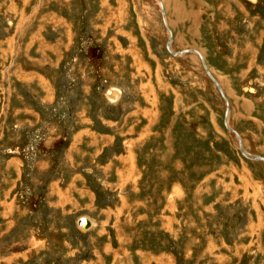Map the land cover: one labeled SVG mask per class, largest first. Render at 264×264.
<instances>
[{
  "label": "rangeland",
  "instance_id": "1",
  "mask_svg": "<svg viewBox=\"0 0 264 264\" xmlns=\"http://www.w3.org/2000/svg\"><path fill=\"white\" fill-rule=\"evenodd\" d=\"M162 2L0 0V264H264V162L164 25L264 157V0Z\"/></svg>",
  "mask_w": 264,
  "mask_h": 264
},
{
  "label": "water",
  "instance_id": "2",
  "mask_svg": "<svg viewBox=\"0 0 264 264\" xmlns=\"http://www.w3.org/2000/svg\"><path fill=\"white\" fill-rule=\"evenodd\" d=\"M159 2H160V0H159ZM161 14H162L161 16L164 19L163 12H161ZM164 25H165V27L167 28V30L169 32V39L166 42V47H167V50L170 52V54L176 56V55L182 54V53H184L186 51H189V52H193V53L197 54L200 57V60L202 62V66H203L205 72L208 74L209 78L215 83L216 87L218 88V92L220 93L221 97L225 101V111H224V119H223L224 120V124H225V127L229 131H231V132H233V133H235L237 135V138L239 139V151H240V153L243 156H245V157H247L249 159L256 160V161H263L264 162V157L262 155L254 154V153H251V152L245 150V148H243V146H241L239 134H237V132H236V130H234V128H231V127H228L227 126L226 119H227V113L229 111V104H228L227 98H226V96H225V94H224L223 89L221 88V86L216 82L215 78L213 77V75L208 70V68H207V66L205 64V61H204L203 57L200 55L199 51L197 49H194V48L173 51L170 48V44H171V41H172V33H171V30H169V28L167 27L165 21H164ZM77 224L81 228H83V227L84 228H87L91 224V221L87 217H80L77 220Z\"/></svg>",
  "mask_w": 264,
  "mask_h": 264
},
{
  "label": "bare ground",
  "instance_id": "3",
  "mask_svg": "<svg viewBox=\"0 0 264 264\" xmlns=\"http://www.w3.org/2000/svg\"><path fill=\"white\" fill-rule=\"evenodd\" d=\"M159 1V0H158ZM160 3H161V5H162V8H163V2H162V0H160ZM163 14H164V16H165V10H164V8H163ZM165 21H166V16H165ZM167 27L169 28V30H171V33H172V29L167 25ZM170 48H171V46H170ZM174 51V50H173ZM199 51V50H198ZM199 53H200V55L203 57V59H204V61H205V64H206V66H207V68H208V70L210 71V73L213 75V73L211 72V70H210V68H209V66H208V64H207V61H206V59H205V57H204V55L202 54V52L201 51H199ZM213 77L215 78V80H216V82L221 86V88L223 89V87H222V85H221V83L219 82V80L213 75ZM224 91V90H223ZM225 94V96H226V93H224ZM115 95H117L116 93H115ZM109 96L110 97H112V98H115V97H113L112 96V94H109ZM226 98H227V96H226ZM227 100H228V104H229V99L227 98ZM229 109H230V104H229ZM229 112L230 111H228V113H227V120H226V122H227V125L229 124L228 123V116H229ZM228 127H231V126H229L228 125ZM232 128V127H231ZM235 130V129H234ZM237 132V131H236ZM235 134V133H234ZM237 134H239L238 132H237ZM239 137H240V143H241V146H242V142H243V139H242V136L239 134ZM239 140V139H238ZM243 148H244V146H243ZM91 221V220H90ZM91 225H92V222H91V224L87 227V228H82V229H88L89 227H91ZM81 228V227H80Z\"/></svg>",
  "mask_w": 264,
  "mask_h": 264
}]
</instances>
